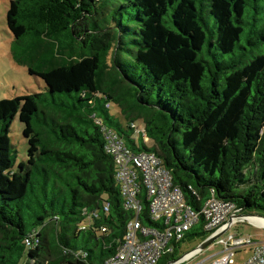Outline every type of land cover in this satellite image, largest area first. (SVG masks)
I'll use <instances>...</instances> for the list:
<instances>
[{
    "label": "trees",
    "instance_id": "16d2710c",
    "mask_svg": "<svg viewBox=\"0 0 264 264\" xmlns=\"http://www.w3.org/2000/svg\"><path fill=\"white\" fill-rule=\"evenodd\" d=\"M6 24L46 92L0 100V264H105L133 217L109 130L155 153L193 209L264 217V0H10Z\"/></svg>",
    "mask_w": 264,
    "mask_h": 264
},
{
    "label": "built area",
    "instance_id": "2783aa9c",
    "mask_svg": "<svg viewBox=\"0 0 264 264\" xmlns=\"http://www.w3.org/2000/svg\"><path fill=\"white\" fill-rule=\"evenodd\" d=\"M136 133L143 132L136 128ZM106 149L116 166V180L121 186L124 204L133 213L120 245L105 264H156L167 254L174 253L171 244H178L184 233L202 220V230L214 235L239 221V212L232 203L211 197L198 209H193L181 191L173 185L170 172L152 152L133 151L125 141L110 130L106 132ZM144 189L148 215L159 227L143 226L138 215L142 210L140 194ZM247 217L246 221H251ZM224 249L218 258L213 257L197 264H232L235 249L252 245L251 240L229 236L220 241ZM200 252L190 251L178 261L180 264L196 257ZM244 264H264V245L254 246Z\"/></svg>",
    "mask_w": 264,
    "mask_h": 264
},
{
    "label": "rangeland",
    "instance_id": "374dc122",
    "mask_svg": "<svg viewBox=\"0 0 264 264\" xmlns=\"http://www.w3.org/2000/svg\"><path fill=\"white\" fill-rule=\"evenodd\" d=\"M9 1L10 0H0V100L13 99L17 96L41 93L43 91L46 92L45 85L42 80L30 76L27 73L26 67L15 63L13 60V51H16L18 48L17 45H15L14 39L6 24V14ZM108 111L111 117L116 119L118 122H121V124L125 123L119 112V108L116 105L111 103ZM136 126L139 127L141 124L136 122ZM22 130L23 126L19 122L18 117H16L12 122L9 136L12 145L18 152V161H25L28 148L27 140L23 137ZM239 215L263 216L260 210L249 209ZM197 227L193 226L192 232L189 234L192 235V237L186 235L180 243L176 245L171 244L174 247L175 252L174 255L169 258L167 263L179 259L184 254L195 249L202 241L205 240H201L200 237L193 235L194 233H197ZM229 236L249 239L252 242V245L235 249L232 264H244L250 257L254 246L264 245V227H259L252 221H239L230 225L229 229L223 235L201 251L196 257L180 264H197L211 257L213 258L210 259V261L218 258L224 249V246L220 243V241L227 239ZM164 260V258L160 260V263H163Z\"/></svg>",
    "mask_w": 264,
    "mask_h": 264
},
{
    "label": "water",
    "instance_id": "95a60500",
    "mask_svg": "<svg viewBox=\"0 0 264 264\" xmlns=\"http://www.w3.org/2000/svg\"><path fill=\"white\" fill-rule=\"evenodd\" d=\"M238 217H241L244 219V221H246L245 219L247 217H252V218H262L264 219L263 216H258V215H238ZM230 227V223L228 224L227 228L218 232V233H215L214 235L212 236H209L207 239H205L204 241H202L195 249H193L192 251H198V252H201L203 251L205 248H207L209 245H211L212 243H214L221 235H223ZM182 257H180L179 259L175 260V261H178L180 260Z\"/></svg>",
    "mask_w": 264,
    "mask_h": 264
},
{
    "label": "bare ground",
    "instance_id": "6f19581e",
    "mask_svg": "<svg viewBox=\"0 0 264 264\" xmlns=\"http://www.w3.org/2000/svg\"><path fill=\"white\" fill-rule=\"evenodd\" d=\"M251 221L259 227H264V219L262 218H251Z\"/></svg>",
    "mask_w": 264,
    "mask_h": 264
}]
</instances>
